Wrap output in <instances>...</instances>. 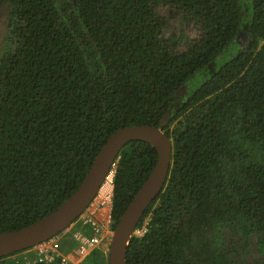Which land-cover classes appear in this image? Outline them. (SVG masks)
I'll return each instance as SVG.
<instances>
[{
	"label": "trees",
	"instance_id": "trees-1",
	"mask_svg": "<svg viewBox=\"0 0 264 264\" xmlns=\"http://www.w3.org/2000/svg\"><path fill=\"white\" fill-rule=\"evenodd\" d=\"M249 1L0 0V232L57 209L114 132L148 124L171 167L127 263L264 264V0ZM164 10L195 35L167 34ZM157 159L143 140L120 152L112 229ZM22 252L0 264H33Z\"/></svg>",
	"mask_w": 264,
	"mask_h": 264
},
{
	"label": "water",
	"instance_id": "water-1",
	"mask_svg": "<svg viewBox=\"0 0 264 264\" xmlns=\"http://www.w3.org/2000/svg\"><path fill=\"white\" fill-rule=\"evenodd\" d=\"M134 140L153 145L158 151V159L111 233L108 264H128V248L135 229L161 193L171 167L173 146L170 137L162 128L148 124L125 126L114 132L98 152L78 188L57 209L25 227L0 232V258L31 249L74 224L99 193L122 149Z\"/></svg>",
	"mask_w": 264,
	"mask_h": 264
},
{
	"label": "built area",
	"instance_id": "built-area-1",
	"mask_svg": "<svg viewBox=\"0 0 264 264\" xmlns=\"http://www.w3.org/2000/svg\"><path fill=\"white\" fill-rule=\"evenodd\" d=\"M114 172L113 167L106 178L105 184L108 187L105 188V184L101 187L93 202L76 221H79L80 227L72 233V240L75 242L73 249L62 252L65 249L62 248L58 236H55L34 246V258L26 257L25 259L37 264L41 261L53 262L61 256V264H82L95 248L100 247L107 253L112 233V182ZM86 226L91 227L89 234L81 230L82 227ZM145 231H147L146 225L141 228L137 227L134 235L141 236Z\"/></svg>",
	"mask_w": 264,
	"mask_h": 264
},
{
	"label": "rangeland",
	"instance_id": "rangeland-1",
	"mask_svg": "<svg viewBox=\"0 0 264 264\" xmlns=\"http://www.w3.org/2000/svg\"><path fill=\"white\" fill-rule=\"evenodd\" d=\"M243 5L245 7H247L250 3L249 0H241ZM163 14H165L167 16V18H169V28L167 29V34H182V32L188 33L191 36H194L195 31L193 29V27L189 24H186L183 22V20L181 19H175V18H170L168 16V12L166 10H164L162 12ZM6 8L4 7V5L0 4V53L4 47V43H5V37H6V30H7V26H6ZM80 227V223L79 221L72 224L69 228H67V230H65L64 232L60 233L58 236L59 238V242L61 243V246L63 249L67 250V249H73L75 247V242L72 240V233L77 230ZM81 230L83 232H85L86 234H89V232L91 231V227L90 226H86V227H82ZM23 256L24 258L26 257H34L35 256V249L31 248L29 250L23 251L21 254L18 253L17 256ZM32 255V256H31ZM34 255V256H33Z\"/></svg>",
	"mask_w": 264,
	"mask_h": 264
},
{
	"label": "clouds",
	"instance_id": "clouds-1",
	"mask_svg": "<svg viewBox=\"0 0 264 264\" xmlns=\"http://www.w3.org/2000/svg\"><path fill=\"white\" fill-rule=\"evenodd\" d=\"M116 164V163H115ZM114 167V170H115V165L113 166ZM105 184V183H104ZM138 227V226H137ZM112 231H113V229H112ZM110 238H111V236H110ZM29 250V249H28ZM109 250H110V247H109ZM25 251V250H24ZM109 255V251L107 252V256Z\"/></svg>",
	"mask_w": 264,
	"mask_h": 264
},
{
	"label": "bare ground",
	"instance_id": "bare-ground-1",
	"mask_svg": "<svg viewBox=\"0 0 264 264\" xmlns=\"http://www.w3.org/2000/svg\"><path fill=\"white\" fill-rule=\"evenodd\" d=\"M109 179H110V178H109ZM104 187L106 188V187H108V185H107V184H105V185H104Z\"/></svg>",
	"mask_w": 264,
	"mask_h": 264
}]
</instances>
